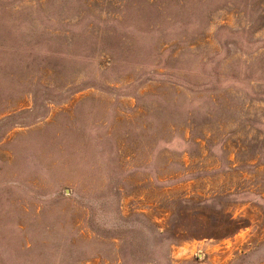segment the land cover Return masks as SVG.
Instances as JSON below:
<instances>
[{
	"label": "rangeland",
	"instance_id": "rangeland-1",
	"mask_svg": "<svg viewBox=\"0 0 264 264\" xmlns=\"http://www.w3.org/2000/svg\"><path fill=\"white\" fill-rule=\"evenodd\" d=\"M0 264H264V0H0Z\"/></svg>",
	"mask_w": 264,
	"mask_h": 264
}]
</instances>
